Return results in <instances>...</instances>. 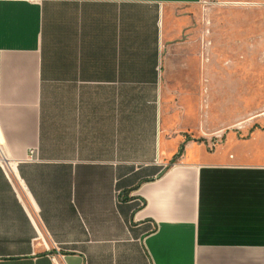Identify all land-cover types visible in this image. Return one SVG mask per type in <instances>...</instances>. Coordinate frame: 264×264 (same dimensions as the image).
Returning a JSON list of instances; mask_svg holds the SVG:
<instances>
[{
    "label": "crops",
    "instance_id": "crops-1",
    "mask_svg": "<svg viewBox=\"0 0 264 264\" xmlns=\"http://www.w3.org/2000/svg\"><path fill=\"white\" fill-rule=\"evenodd\" d=\"M204 1L0 0V264H264V147L191 136L172 55Z\"/></svg>",
    "mask_w": 264,
    "mask_h": 264
},
{
    "label": "rangeland",
    "instance_id": "rangeland-1",
    "mask_svg": "<svg viewBox=\"0 0 264 264\" xmlns=\"http://www.w3.org/2000/svg\"><path fill=\"white\" fill-rule=\"evenodd\" d=\"M173 56L201 63L197 129L208 151L264 147V0H206L176 8Z\"/></svg>",
    "mask_w": 264,
    "mask_h": 264
}]
</instances>
